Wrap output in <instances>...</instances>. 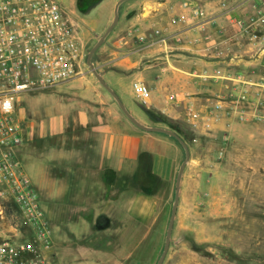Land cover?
<instances>
[{
    "label": "rangeland",
    "instance_id": "374dc122",
    "mask_svg": "<svg viewBox=\"0 0 264 264\" xmlns=\"http://www.w3.org/2000/svg\"><path fill=\"white\" fill-rule=\"evenodd\" d=\"M57 1L83 41L84 71L90 72L86 58L100 36L94 38L88 30L103 33L118 0H95L81 9L75 6L76 0ZM118 17L120 28L123 9ZM49 97L46 90L22 94L15 116L17 120L24 116L37 138L25 145L21 141L23 151L17 160L38 191L47 218L54 221L46 197L57 195L58 205L64 201L69 205L73 192L60 198L61 191L54 190L58 183L49 177L54 166L58 172L61 168L53 154L60 136L55 140L50 134L55 107ZM245 107L214 106V110L198 109L176 119L153 111L161 122L150 119V125L179 131L190 154L162 264H264V113L257 115L252 105ZM223 119L229 123L219 128ZM149 136L134 159L102 175L101 181L109 184L106 193L101 189L105 186H98L101 220L54 224L53 264L157 263L185 153L173 137ZM5 211L0 236L21 225L11 204H5Z\"/></svg>",
    "mask_w": 264,
    "mask_h": 264
},
{
    "label": "crops",
    "instance_id": "0c3cea01",
    "mask_svg": "<svg viewBox=\"0 0 264 264\" xmlns=\"http://www.w3.org/2000/svg\"><path fill=\"white\" fill-rule=\"evenodd\" d=\"M253 2L126 0L118 7L123 9L124 24L117 28L120 17L94 52L92 64L145 126H151L146 110L176 119L198 109L214 110L216 103L225 110L252 105L260 115L264 113V24L245 29L234 23L254 17ZM196 9L203 15L194 16ZM88 31L94 38L105 32ZM133 84L147 87L146 104ZM46 92L55 107L50 134L55 140L60 136V144L53 146L60 172L54 166L49 177L58 183L54 190L61 191L60 198L73 192L69 205L66 201L58 205L57 195L46 197L55 217L49 220L52 230L55 223L78 219L95 223L101 220L98 186H105L101 189L106 193L109 184L101 181L102 175L134 159L143 140L155 132L134 126L90 72ZM225 120L219 128L227 126ZM17 121L23 145L37 139L24 116ZM20 147L17 154L23 151Z\"/></svg>",
    "mask_w": 264,
    "mask_h": 264
},
{
    "label": "built area",
    "instance_id": "2783aa9c",
    "mask_svg": "<svg viewBox=\"0 0 264 264\" xmlns=\"http://www.w3.org/2000/svg\"><path fill=\"white\" fill-rule=\"evenodd\" d=\"M251 8L254 17L235 21L237 27L264 24V0H254ZM84 64L83 41L57 0H0V218L11 204L21 222L0 236V264H53L51 223L17 160L21 132L15 105L22 94L81 76ZM133 90L146 104L147 87L133 84Z\"/></svg>",
    "mask_w": 264,
    "mask_h": 264
},
{
    "label": "water",
    "instance_id": "95a60500",
    "mask_svg": "<svg viewBox=\"0 0 264 264\" xmlns=\"http://www.w3.org/2000/svg\"><path fill=\"white\" fill-rule=\"evenodd\" d=\"M124 1H126V0H118V2L116 3L115 8H114V13H113V19H112L110 25L108 26V28L100 36V38L97 40V42L94 44V46L89 51L87 58H86V64L89 67L90 73L95 77V79L98 81V83L113 97V99L116 101V103H117L118 107L120 108V110L122 111V113L126 116V118L134 126H136L137 128H139L143 131H146V132H155V133H160V134H164V135L173 137L174 139H176L181 144V146L184 150L185 158L179 166L177 176H176V180H175L174 200L172 203L170 219H169V222L167 225L164 247H163V251H162V253H161V255H160V257L156 263V264H162L166 254H167L168 248H169L171 232H172L175 216L177 213L178 203H179V194H180L182 176H183L185 165L189 160L190 154H189L188 146L186 145V143L180 138V136L175 131L165 129V128H161V127H157V126H145L142 123H140L136 118H134L128 112V110L125 108V106L123 105V103L121 102L119 97L116 95V93L107 85V83L104 81V79L98 73V70L94 67V65L91 62V57H92L93 53L104 43L107 35L111 32V30L117 24L118 18H119L118 17V7ZM101 2H102V0H101Z\"/></svg>",
    "mask_w": 264,
    "mask_h": 264
},
{
    "label": "trees",
    "instance_id": "16d2710c",
    "mask_svg": "<svg viewBox=\"0 0 264 264\" xmlns=\"http://www.w3.org/2000/svg\"><path fill=\"white\" fill-rule=\"evenodd\" d=\"M87 1H88V0H76V5H77V7H78L79 9H81V8H82L81 6H84V5L88 4ZM94 1H95V0H94ZM146 114L148 115V117H149L150 119H152V120H154V121H156V122H161V119H160L158 116L154 115V114H153V111H151V110H146ZM171 129H172L173 131H175L178 135H180L179 131H177L176 129H174V128H172V127H171Z\"/></svg>",
    "mask_w": 264,
    "mask_h": 264
},
{
    "label": "flooded vegetation",
    "instance_id": "af4514ba",
    "mask_svg": "<svg viewBox=\"0 0 264 264\" xmlns=\"http://www.w3.org/2000/svg\"><path fill=\"white\" fill-rule=\"evenodd\" d=\"M94 0H88L87 3L90 4L92 3Z\"/></svg>",
    "mask_w": 264,
    "mask_h": 264
}]
</instances>
